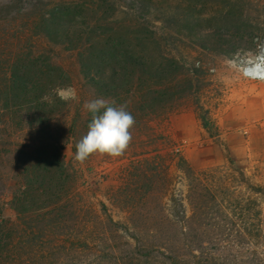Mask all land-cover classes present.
Returning <instances> with one entry per match:
<instances>
[{
	"label": "rangeland",
	"instance_id": "rangeland-1",
	"mask_svg": "<svg viewBox=\"0 0 264 264\" xmlns=\"http://www.w3.org/2000/svg\"><path fill=\"white\" fill-rule=\"evenodd\" d=\"M109 1L113 24L151 38L147 47L136 44L150 59L151 76L136 81L134 101H126L136 104L133 139L120 157L75 159L70 125L77 115L86 120L89 112L83 105L97 97L83 88L77 53L59 50L56 61L71 79L64 89H74L77 99L63 100L61 116L51 128L11 131V139L0 147V223L7 245L0 264L77 263L71 256L88 264L92 258L86 259L85 244L99 249H105L104 240L119 245L106 227L108 219L133 229L130 209L120 201L126 188L134 192L140 184L141 195L153 193V199L134 202L142 212L163 210L180 223L192 213L188 198L199 182L215 188L232 212L259 213L257 223L236 218L234 230L252 234L259 227L258 237L242 240L245 233H235L222 258L230 264H264V81L247 79L242 71V61L256 56L264 41V0ZM7 12L0 9V17ZM36 42L39 49L46 45ZM203 121L210 122L213 136ZM57 144L66 166L63 215L57 219L49 215L51 209L14 212L10 202L24 192L32 155L52 153ZM135 176L151 181L138 182ZM133 223L156 226L164 220ZM39 224L47 228L45 238ZM118 235L127 238L122 229ZM77 249L83 251L75 253Z\"/></svg>",
	"mask_w": 264,
	"mask_h": 264
},
{
	"label": "trees",
	"instance_id": "trees-1",
	"mask_svg": "<svg viewBox=\"0 0 264 264\" xmlns=\"http://www.w3.org/2000/svg\"><path fill=\"white\" fill-rule=\"evenodd\" d=\"M4 8L8 12L0 17V147L11 139V131L51 128L61 116L64 102L54 90L71 84L68 73L56 61V53L61 49L77 53L86 91L115 104H126L136 121L132 111L136 104L127 102L134 101L135 82L144 81L151 72L149 57L142 56L136 44L147 47L151 38L145 33L134 35L113 24L114 6L109 0H0V9ZM40 40L46 44L43 49L36 45ZM91 118V113L86 120L77 115L70 125L75 155L76 145L87 134ZM203 124L213 136L210 122L203 121ZM58 145L52 147V153H31L33 166L27 182L23 183L24 192L14 195L10 202L14 212L37 213L51 209L49 215L55 214L57 219L63 215L65 205L61 204L66 196L61 189L66 166ZM134 178L138 182L143 178L145 183L151 181L146 176ZM127 190L121 193L120 201L130 209L133 229L108 219L106 227L116 236L119 245L108 246L104 239L105 249L85 244L84 250L90 254L86 259L92 258L88 264H230L222 255L229 251L235 233L238 237L244 232L240 236L242 240L258 237L259 227L252 234L244 228L234 230L238 226L237 217L244 224L249 219L257 223L258 212H232L216 189L202 182L195 184L189 194L191 215L184 214L180 223H173L174 216L163 210L157 214L142 212L134 202L155 196L153 193L141 195L140 184L134 192ZM159 217L164 223L156 226L133 223L134 219ZM38 227L39 234L45 238L46 226L39 224ZM119 229L127 238L118 235ZM81 251L77 249L75 253ZM6 254L0 223V259ZM71 258L77 261L73 264H81L83 260L79 256Z\"/></svg>",
	"mask_w": 264,
	"mask_h": 264
},
{
	"label": "clouds",
	"instance_id": "clouds-1",
	"mask_svg": "<svg viewBox=\"0 0 264 264\" xmlns=\"http://www.w3.org/2000/svg\"><path fill=\"white\" fill-rule=\"evenodd\" d=\"M255 75L264 76V56L257 57L251 68ZM56 95L64 101L77 99L72 88H58ZM47 99V97H45ZM83 108L91 113L88 132L76 145L75 159L83 163L93 155L122 156L129 147L133 137L131 129L135 125L133 115L126 104L114 106L104 98L86 101Z\"/></svg>",
	"mask_w": 264,
	"mask_h": 264
},
{
	"label": "built area",
	"instance_id": "built-area-1",
	"mask_svg": "<svg viewBox=\"0 0 264 264\" xmlns=\"http://www.w3.org/2000/svg\"><path fill=\"white\" fill-rule=\"evenodd\" d=\"M264 56V41L261 43L259 47V52L256 56H251L244 61H242V71L245 78L253 80V81H264V76L255 75L251 72V68L253 63L256 62L257 57Z\"/></svg>",
	"mask_w": 264,
	"mask_h": 264
}]
</instances>
